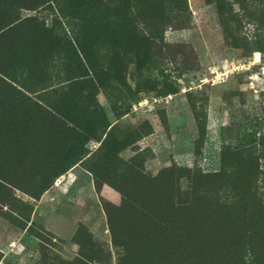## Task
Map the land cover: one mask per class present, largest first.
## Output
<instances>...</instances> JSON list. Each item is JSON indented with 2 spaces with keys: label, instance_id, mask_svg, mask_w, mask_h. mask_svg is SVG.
<instances>
[{
  "label": "rangeland",
  "instance_id": "1",
  "mask_svg": "<svg viewBox=\"0 0 264 264\" xmlns=\"http://www.w3.org/2000/svg\"><path fill=\"white\" fill-rule=\"evenodd\" d=\"M26 1L5 5L15 20L0 37V264H229L228 253L164 244V223L173 219V231L187 232L185 217L155 215L164 205L133 191L140 206L121 203L109 184L95 188L88 166L127 141L119 156L143 153L152 175L171 164L218 170L221 129L264 124V45L255 43L264 37V0L249 7L225 0V24L216 0H185L172 13L162 0H114L116 40L100 45L96 70L117 75L102 83L85 65H65L56 43L48 51L38 40L42 27L69 32L55 0ZM90 79L92 102L76 106L86 136L74 148L86 153L55 177L73 152L60 147L67 155L55 161L67 136L59 98L69 84L88 92ZM198 120L204 139L195 156ZM179 183L186 188V178Z\"/></svg>",
  "mask_w": 264,
  "mask_h": 264
},
{
  "label": "trees",
  "instance_id": "2",
  "mask_svg": "<svg viewBox=\"0 0 264 264\" xmlns=\"http://www.w3.org/2000/svg\"><path fill=\"white\" fill-rule=\"evenodd\" d=\"M30 1V0H29ZM39 1V0H38ZM50 3L51 0H40ZM116 2L118 0H115ZM114 0H55L57 11L68 23L69 32L56 27H42L37 31L38 40L49 51L52 43L58 45L57 51L61 59L69 67L84 66L94 71L95 78L102 83L104 77H116V73L104 74L96 70L97 52L100 45H114L116 40V16L111 5ZM128 1V0H125ZM254 0H233L241 6H252ZM167 12L181 11L185 8V0H162ZM26 0H0V10L4 20L0 27V37L13 19V9L7 10L5 5H28ZM229 3L216 0V9L222 24L227 21ZM248 6V7H249ZM6 8V9H5ZM15 11V10H14ZM0 18L1 19H3ZM57 20V19H56ZM60 23V22H59ZM1 25V24H0ZM14 24L10 25L13 26ZM256 43V47L264 45V37ZM115 63L116 59L113 58ZM95 80H89L88 92L75 90L69 84L58 102V113L64 118L63 131L67 134L55 152V161L67 154L60 147L73 149L71 159L54 172L55 177L66 171L77 160L85 155V151H76V139H85L84 115L76 106L81 99L93 100ZM71 122L67 126L65 122ZM199 133L194 142V154H201L204 139V128L198 120ZM233 137L226 139L227 134ZM222 144L219 153V169L202 172L192 166L171 164L163 167L156 174H149L143 168L146 156L137 153L128 159L121 158L119 152L126 147L127 141L118 142L113 150H104L92 163L89 171L94 185L99 189L101 183H107L121 195V203L138 206L137 200L131 198V192L144 195L154 204H162L160 211L153 213L182 215L183 230L173 231L172 222L164 223L168 227V235L163 243L169 247L207 248L219 253H228L229 264H264V124L261 118L254 123L239 124L236 129L224 127L220 131ZM228 137V136H227ZM66 143V144H65ZM104 147V140L101 143ZM65 149V148H62ZM186 178L185 189L180 186V178ZM140 206V205H139ZM138 206V207H139ZM138 210H140L138 208ZM176 224V223H174ZM32 223L27 227L30 228ZM160 227V222L155 227Z\"/></svg>",
  "mask_w": 264,
  "mask_h": 264
},
{
  "label": "built area",
  "instance_id": "3",
  "mask_svg": "<svg viewBox=\"0 0 264 264\" xmlns=\"http://www.w3.org/2000/svg\"><path fill=\"white\" fill-rule=\"evenodd\" d=\"M221 75H227V74H226V72H222ZM215 76H218V74H215ZM201 81H203V80H201ZM205 82H207V81H205ZM61 180L62 179L59 178V179H57V182H60Z\"/></svg>",
  "mask_w": 264,
  "mask_h": 264
}]
</instances>
